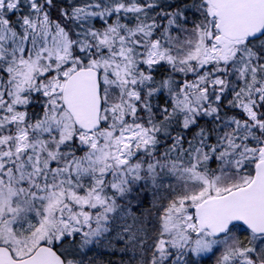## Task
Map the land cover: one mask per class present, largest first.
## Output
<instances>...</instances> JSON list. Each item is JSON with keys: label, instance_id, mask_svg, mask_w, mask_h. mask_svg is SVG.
I'll return each instance as SVG.
<instances>
[{"label": "snow or ice", "instance_id": "6c2138e0", "mask_svg": "<svg viewBox=\"0 0 264 264\" xmlns=\"http://www.w3.org/2000/svg\"><path fill=\"white\" fill-rule=\"evenodd\" d=\"M0 264H264V0H0Z\"/></svg>", "mask_w": 264, "mask_h": 264}]
</instances>
